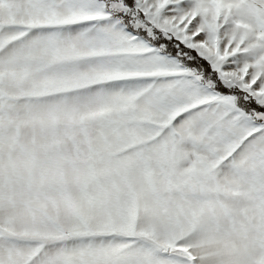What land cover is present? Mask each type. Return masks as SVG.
<instances>
[{
  "label": "snow or ice",
  "instance_id": "6c2138e0",
  "mask_svg": "<svg viewBox=\"0 0 264 264\" xmlns=\"http://www.w3.org/2000/svg\"><path fill=\"white\" fill-rule=\"evenodd\" d=\"M0 264H264V0H0Z\"/></svg>",
  "mask_w": 264,
  "mask_h": 264
}]
</instances>
